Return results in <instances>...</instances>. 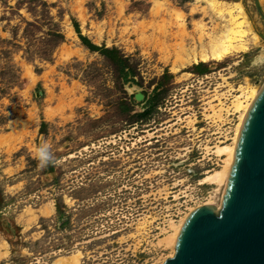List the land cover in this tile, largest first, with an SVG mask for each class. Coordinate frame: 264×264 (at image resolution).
<instances>
[{
  "label": "rangeland",
  "instance_id": "1",
  "mask_svg": "<svg viewBox=\"0 0 264 264\" xmlns=\"http://www.w3.org/2000/svg\"><path fill=\"white\" fill-rule=\"evenodd\" d=\"M160 1L177 14L155 17L153 0H0V264L76 251L80 264H161L170 222L217 202L221 186L202 180L225 157L206 148L231 137L237 117L217 130L205 111L216 92L264 82V20L254 0H222L241 5L259 45L182 65L180 40L163 32L184 18L195 36L205 3ZM88 43L116 49L114 60ZM44 141L58 162L39 168Z\"/></svg>",
  "mask_w": 264,
  "mask_h": 264
},
{
  "label": "water",
  "instance_id": "2",
  "mask_svg": "<svg viewBox=\"0 0 264 264\" xmlns=\"http://www.w3.org/2000/svg\"><path fill=\"white\" fill-rule=\"evenodd\" d=\"M173 251L161 264H264V82L243 118L219 205L190 211Z\"/></svg>",
  "mask_w": 264,
  "mask_h": 264
},
{
  "label": "bare ground",
  "instance_id": "3",
  "mask_svg": "<svg viewBox=\"0 0 264 264\" xmlns=\"http://www.w3.org/2000/svg\"><path fill=\"white\" fill-rule=\"evenodd\" d=\"M200 1H204L205 3L204 6L200 8L197 7L203 17L208 16L210 22H212L213 19L216 20L215 22L213 21L210 28H207L206 24L202 22V17V19L193 22L192 26L195 31V36L192 37L187 31L188 27L184 18H182L172 24L174 25L173 33L171 30L169 31V29L163 32L166 38H178L180 40L179 53L182 55V65L198 64L199 62H222L227 58L238 56L241 53H247L253 47L259 45V38L253 33L251 23L248 21L241 5L226 3L222 0H196L194 3H199ZM193 10L195 11V8H193ZM173 11L175 10L165 7V4L160 0H153L150 8V13L155 17H158L159 14L163 12L164 16L170 18ZM175 12L177 14V11ZM162 21H164V19H162ZM260 57L264 59V51L260 54ZM259 89L260 87L245 80L244 85L238 87V94H230L231 90H227L226 94L230 96V98H227L224 93L217 94L216 92V97L208 101L209 107L205 111L208 113L205 114V116L206 119L217 126V130H222L221 128L226 123L229 116L236 115L237 117L232 136L229 138L225 137L223 140H217L211 149L206 148L207 151L211 150L215 156L225 158L223 159L221 168L211 171L203 178L202 182L210 181L216 183L221 186L222 192L233 160L235 144L243 118ZM219 96H224L225 99L228 100L230 99L229 104L227 105L226 102L220 100ZM215 100L217 103L211 104L212 101ZM216 133L222 134V132L220 133L219 131ZM220 137L221 136H219V138ZM228 140H230V142L226 143ZM221 191L217 202L209 201L204 204L218 206L222 195ZM47 209L49 214L53 212L52 205L47 206ZM193 209L194 207L188 208V211L176 223L173 221L170 222L172 233L166 235L162 241L164 244L171 247L172 253L174 252L173 245L179 228L186 215ZM39 212L43 213L41 210H39ZM80 255L81 253L76 251L69 256L58 257L52 264H80Z\"/></svg>",
  "mask_w": 264,
  "mask_h": 264
},
{
  "label": "trees",
  "instance_id": "4",
  "mask_svg": "<svg viewBox=\"0 0 264 264\" xmlns=\"http://www.w3.org/2000/svg\"><path fill=\"white\" fill-rule=\"evenodd\" d=\"M88 48L91 49V50H93V49L99 50L100 49L99 47H97V46H95V45H93L91 43L90 44L88 43ZM101 48L102 49H100V50L103 51L104 54L109 55L111 57V59L113 58V60H114V56L113 55L116 54V52H117L116 49H114V48H107V47H104V46H102ZM115 62L118 65H120V66L122 65L121 68H120V72L122 74L123 80L125 82H128L130 80L132 81L133 79H131V78L128 79V77H130V75H132V71H131V69H128V68L125 71V68L123 66L124 60L123 59H118V60H115ZM152 107L154 108L155 105L154 104L153 105L149 104V107H147V111L150 110ZM44 127H45V124L43 123L42 126H41V132L44 129ZM6 199H7V196L5 195L4 190L2 188V185L0 183V217H1V214H2V210L7 205V200Z\"/></svg>",
  "mask_w": 264,
  "mask_h": 264
},
{
  "label": "clouds",
  "instance_id": "5",
  "mask_svg": "<svg viewBox=\"0 0 264 264\" xmlns=\"http://www.w3.org/2000/svg\"><path fill=\"white\" fill-rule=\"evenodd\" d=\"M34 158L37 161V167L44 168L47 167L50 163L58 162L53 155L51 150V145L44 141L35 148Z\"/></svg>",
  "mask_w": 264,
  "mask_h": 264
}]
</instances>
